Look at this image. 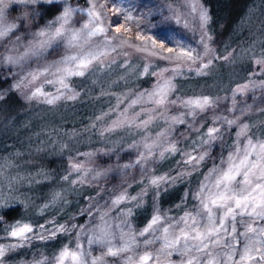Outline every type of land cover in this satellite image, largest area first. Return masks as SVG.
I'll use <instances>...</instances> for the list:
<instances>
[{
    "label": "rangeland",
    "instance_id": "374dc122",
    "mask_svg": "<svg viewBox=\"0 0 264 264\" xmlns=\"http://www.w3.org/2000/svg\"><path fill=\"white\" fill-rule=\"evenodd\" d=\"M43 3L48 2L38 0L37 3L8 4L3 23L15 24L17 27L0 38V70L11 77L12 86L9 87L20 88L26 100L25 109L37 105L49 107L40 108L30 115L36 120L39 117V121L50 122L54 118L58 120L62 112L56 105L73 102L81 95L83 88L86 89L88 83L97 82L99 88H102L99 92L112 94L113 100L107 106L108 109L96 117L95 121L99 123L95 135H84L81 138L82 147L65 146V138L73 139L74 132L67 137L61 135L54 145L48 146H53L51 151L58 154L64 151V146L67 148V157L70 158L72 167L66 168V172L61 175L68 179L66 185L99 184L110 173L127 178L126 183L115 186L111 193L100 192L87 200L83 208V212L87 214L83 222L75 228L72 244H62L54 249H36L29 246L34 239H47L57 232L70 231L75 227L74 223H58L47 227L41 225L29 233L27 239H17L9 235L10 226L18 221L0 225V246L6 249L0 257V264H55V257L62 249H75L77 244L82 246V251L90 254L89 260L102 258L100 264H129L130 260L135 262L146 252L153 256L149 264H186L188 255L164 248L163 228L171 224L175 226L172 231L178 233L180 225L177 222H170L171 218L164 217L154 231L141 236L139 233L148 224L142 229H135L129 217V205L123 204L132 201L131 197L140 195L141 190L156 179L150 175L154 163L167 154L179 153V167L184 172L199 168L203 161L208 160L206 175L197 189L198 193L209 173L212 176L208 182L211 183L214 179L216 173L212 172L213 169L228 167L230 155L239 152L242 157L249 139L253 144L264 142V134L252 136L249 133L251 126L264 121V13L260 32H257L259 25L252 23L254 18L250 20L249 47L252 50L249 51L250 64L246 71L239 67L237 60L243 55L241 50H235L234 45L227 44L226 38L215 40L208 19L206 23H202V11L209 17L202 0H57L56 4H51V14H44ZM97 3L104 5L101 11L104 13L103 27L107 29L105 34L91 38L82 34L75 46H69L66 35L46 47L42 56L31 55L38 41L47 39L36 36V33L41 30L51 32L58 27L59 24L54 22L65 7L76 10L65 28L80 30L89 20V8ZM50 24L52 28L48 27ZM118 27L121 29L120 33L116 32ZM125 28L128 30L125 31ZM256 48L258 49L253 50ZM189 51L194 60L183 58L182 54ZM82 52L105 54L93 61L84 75L67 76L64 81L68 85L67 89L58 82L59 75L53 74L54 68L36 80L29 75L42 71L64 57L80 55ZM8 57L12 58V62H9ZM220 66L226 67L223 69L224 73H218ZM211 73L215 75L209 76ZM149 74L153 78L148 86L139 88L134 83L125 89L116 87L118 83L135 81ZM84 80L89 82L84 85ZM164 81H170L171 88L167 90L165 102L157 104L159 97L150 94L158 86L163 87ZM37 89L43 95L33 97L32 94ZM72 95H75L74 99L68 98ZM53 97L59 98L52 104L46 102ZM203 97L213 101L212 105L204 111L196 109L195 116L189 115L190 109L184 107L182 102ZM53 106L56 108H51ZM253 117H257L256 120L253 121ZM224 118L235 120L236 123L227 124ZM179 119L183 123L178 122ZM245 124L248 125L246 134L239 135ZM210 128L220 129L216 139L209 140L207 132ZM93 138L95 140H91ZM206 140L209 142L204 143ZM93 142L95 143L92 145ZM173 144L176 151H164ZM223 146L226 147L225 151L222 150ZM211 151L216 154L218 152L219 155L208 158ZM97 152L106 156L102 163L103 158L94 157ZM161 152L164 153L163 156L160 155ZM189 154L196 157L204 155V159L198 164H188L186 160ZM13 164L15 163L11 161L0 163V185L3 182L10 184L16 177L24 179V172L14 169ZM74 165L80 166V171H76ZM240 179L242 177L238 176L237 180ZM141 180L144 181L141 183ZM134 184L136 188L130 193L129 188ZM58 194L56 192L54 197ZM121 194H125L126 199L120 204H113ZM6 196H9L8 193L3 194L0 188V206L5 203ZM198 205L197 199L191 212ZM249 219L247 216H237L235 221L229 219L226 222V227L234 225L236 228V233L232 234L239 241L234 252L236 260L239 259V252L242 251L243 241L246 239L240 235L245 230L242 221ZM254 226H264V220H257ZM225 236L230 243H235L230 235ZM168 238L172 239V232ZM148 240L152 243L146 244L145 241ZM125 246L128 251L116 256L107 254L109 247L115 249ZM212 250L219 254L218 259L223 262L227 249L216 247ZM198 255L201 264H207L208 258L203 253ZM229 264H234V261Z\"/></svg>",
    "mask_w": 264,
    "mask_h": 264
},
{
    "label": "trees",
    "instance_id": "16d2710c",
    "mask_svg": "<svg viewBox=\"0 0 264 264\" xmlns=\"http://www.w3.org/2000/svg\"><path fill=\"white\" fill-rule=\"evenodd\" d=\"M202 1L207 7L208 25L214 39L226 38L227 44L234 45L235 50H241L243 55L241 59H237L240 63L239 67L247 71L250 64L249 51L252 50L249 47L250 20L254 18L252 23L259 25L257 32H260L263 25L261 17L264 13V0ZM43 6H45L44 14H51L52 5L43 3ZM224 68L226 67L220 66L218 73H224ZM212 75L215 73L209 74V76ZM10 78L2 69L0 70V163L8 161L15 163L14 169L22 170L24 179L16 177V180L11 181L10 184L3 182L0 185L3 194L9 195L5 197V203L0 206L2 217L0 225L6 222L22 221L30 224L34 231L41 225L47 227L58 223H74L75 227L70 231L57 232L47 239H34L29 246L36 249L39 247L54 249L62 244H72L75 239V228L83 222L87 214L83 212L87 200L99 195L100 192L101 194L111 193L115 186L126 183L127 177L116 176L114 173L107 175L99 184L66 185L68 179L61 176L66 172V168L72 167L65 146L82 147L81 138L84 135L87 137L95 135V129L99 123L95 121L96 117L108 109L107 106L112 102L113 96L110 93L99 92L98 90L102 88H99L100 85L97 82L90 84L88 80H84L82 83L84 85L88 83V85L86 89L83 88L77 99L69 104L56 105L62 112L58 120L54 118L50 122L39 121V117L36 120L30 115L40 108L49 107L37 105L25 109V97L20 88L9 87V85L12 86ZM152 78L153 75L149 74L135 81L118 83L116 87L125 89L128 85L137 83L140 88L148 86ZM5 88H7L6 91ZM72 114L73 118H71ZM256 118L253 117V121ZM263 130L264 121H261L251 126L249 133L252 136L260 135L264 134ZM72 132L75 137L65 138L66 145L62 149L63 152L58 154L51 151L53 146L49 147V144L54 145L61 135L67 137ZM225 149L226 147L223 146L222 150L225 151ZM213 152L211 151L207 157L216 158L219 155L218 152L217 154ZM95 156L96 159L103 158L101 163L106 158L99 152ZM207 162L206 159L199 168L184 172L179 167L181 160L179 153L176 152L167 154L154 163V169L150 175L156 179L160 177H166V179L158 185L150 183L147 188L141 190L136 200L123 204L129 205V217L134 228L142 229L157 214L161 216V222L164 217L171 218L170 222H178L186 212H191L197 201L195 198L197 189L206 175ZM66 176L68 178V175ZM140 182L137 184L139 185ZM162 184L165 185L162 186ZM135 188V184L131 185L130 193ZM56 192L59 194L54 197Z\"/></svg>",
    "mask_w": 264,
    "mask_h": 264
},
{
    "label": "snow or ice",
    "instance_id": "6c2138e0",
    "mask_svg": "<svg viewBox=\"0 0 264 264\" xmlns=\"http://www.w3.org/2000/svg\"><path fill=\"white\" fill-rule=\"evenodd\" d=\"M14 2L37 3L38 0H0V38L6 36L17 27L15 24L3 23L5 9L9 3ZM47 2L54 5L57 0H47ZM103 7V4H93L87 12L89 20L83 25V29L80 30L65 28L73 12L76 11L70 7H65L54 22L59 24L58 27H55L51 32L41 30L36 33V36L47 37V39L38 41L37 45L34 46V50L31 51V55L42 56L46 47L50 46L58 38H65L66 35L69 46H75L76 42L81 39L82 34L87 38L105 34L107 29L103 27L104 13L101 11ZM200 19L202 23H206L208 19L207 14L202 11ZM48 27L52 28V24ZM124 30L127 31L128 29L125 28ZM120 31L121 29L119 27L116 28L117 33H120ZM116 38L119 37H113V39ZM104 54L103 52L99 54L82 52L80 55L67 56L53 65L46 66L42 71L30 73L29 75H31L33 80H36L40 75H45L50 69L54 68L55 72L53 74L59 75L58 82L62 87L67 89L68 85L64 82L67 76L84 75L85 70L88 69L93 61L98 60L99 56ZM182 56L187 60H194L191 51L183 53ZM8 60L12 62L11 57H8ZM204 67H207V65H204ZM170 88V81H164L163 87L158 86L157 90L150 95L159 97L156 103L163 104L167 96V90ZM32 95L35 97L37 95H43V93L40 89H37ZM58 98H48L46 102L52 104ZM68 98L74 99L75 95L69 96ZM212 103L213 101L208 97L188 99L182 102L184 107L190 109L188 114L192 116H195L196 109L204 111ZM178 122L183 123V120L179 119ZM224 122L230 125L236 123L235 120H228L226 118H224ZM247 128L248 125H243L239 135L246 134ZM219 132V128H210L207 132L209 140L216 139V134ZM209 140L204 141V143H208ZM164 151H176V147L173 144ZM163 154V152L160 153L161 156ZM250 157H254V159H250ZM203 159L204 155L196 157L189 154L186 163L198 164ZM73 167L76 171H80V166L74 165ZM212 172L216 173L214 179L211 183L208 182L209 177L212 176V173H209V177L205 178V183L201 185L195 197L199 200L198 207L193 212H186L177 222L180 225L178 233L172 231L175 226L171 224L163 228L165 234L164 248L175 249L182 255H188L189 259L186 264H201L199 253H203L208 258L207 264H229V262L233 261L234 264H264V226H254L257 220H264V142L253 144L251 139H249L242 157L239 155V152L234 153L228 157V167L226 169H213ZM238 176L242 177V179L237 180ZM165 179L166 177H160L159 179H153L151 183L158 185L159 182ZM125 199L126 195L121 194L112 203L120 204ZM130 199L136 200L137 197H131ZM237 216H247L250 218L248 221H242L245 230L240 235L246 239L243 241V248L239 252L238 260L234 258V252L236 244L239 241L236 240L235 235H232L236 233V228L234 225L230 228L226 227V222L229 219L235 221ZM160 223L161 216L159 214L154 215L151 222L139 235L144 236L154 231ZM8 231L9 235L13 238L27 239L28 234L33 231V228L30 224L18 221L14 225H11ZM170 232H172V239L168 238ZM225 234L230 235L235 243H230L226 239ZM145 243L150 244L152 241L148 240ZM216 247L227 249L223 262L218 259L219 254L212 250ZM81 249L82 246L80 244H77L75 249L65 247L55 257V264H100L102 258L96 257L89 260L90 254L85 253ZM128 250L126 246L115 249L109 247L107 254L116 256ZM5 251L6 249L0 246V257L4 255ZM152 259V254L146 252L139 256L135 262L130 260L129 264H149V261Z\"/></svg>",
    "mask_w": 264,
    "mask_h": 264
}]
</instances>
